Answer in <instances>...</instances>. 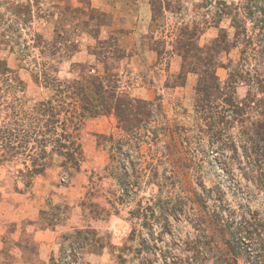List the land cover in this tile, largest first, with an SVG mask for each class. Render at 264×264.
Returning <instances> with one entry per match:
<instances>
[{
	"label": "rangeland",
	"instance_id": "374dc122",
	"mask_svg": "<svg viewBox=\"0 0 264 264\" xmlns=\"http://www.w3.org/2000/svg\"><path fill=\"white\" fill-rule=\"evenodd\" d=\"M110 1L127 6L106 12L91 0H0V60L24 82L30 102L62 96L39 75L47 66L60 81L118 79V91L152 102L141 107L146 115H130L128 127L140 143L121 146L125 155L107 141L131 134L113 112L82 113L79 168H65L54 155L43 173L28 179L18 173L20 162L0 165V264H169L167 257L178 264L177 238L193 231L201 209L208 214L222 205L239 218V203L250 190L247 210L264 212V188L257 186L264 170L254 167L252 153L258 142L244 135L262 119L264 103L236 117L223 100L231 96L224 89L229 69L246 77L234 100L243 101L248 91L249 98H263V84L253 82L256 74L264 76V37L255 20L260 9L244 19L245 0H148L150 20L142 24L128 8L133 0ZM234 13L247 32L243 40H234ZM102 26L114 27L106 39L98 37ZM185 27L203 30L194 39L200 49L189 47L198 58H189L190 68L208 67L210 54L222 89L197 93V73L178 76ZM223 32L217 43L225 49L217 51L214 39ZM162 35L166 41L155 44ZM37 36L40 44L33 46ZM134 165L139 177L117 200L124 190L118 173Z\"/></svg>",
	"mask_w": 264,
	"mask_h": 264
},
{
	"label": "trees",
	"instance_id": "16d2710c",
	"mask_svg": "<svg viewBox=\"0 0 264 264\" xmlns=\"http://www.w3.org/2000/svg\"><path fill=\"white\" fill-rule=\"evenodd\" d=\"M154 2L160 1L155 0ZM26 7V5H19L17 8L25 9ZM257 7L260 10L258 11L259 16L255 19L256 25L264 37V9L261 0H245L243 8L247 12H245L243 18L253 16ZM152 11H157L154 4H152ZM238 15L234 13L231 17V26L235 28L233 36L235 41H238L241 35V40L247 36L245 28L240 29L236 25L238 18H240ZM198 32L202 33L203 30L196 27L188 30L185 27L184 31L181 32L185 38L182 41L181 50L178 52L182 58L181 72L178 76L183 78L189 72L197 73L200 76L196 88L197 93H207L206 90L209 88L222 89L214 68L215 63L212 61L213 57L210 54L205 59L208 62V67L205 69L190 68L189 58H194L195 61L198 59H196V52L189 55V47L195 46L197 51L200 49L196 47L194 41ZM224 37H226V34L223 32L220 37L214 39V47L217 48V51L225 49L219 47L220 40ZM39 39L40 36L34 38L36 42L33 43V46L38 45ZM109 39L112 41V38ZM98 40H101L98 41L99 44H107V40ZM165 41V36L162 35L154 42L160 44ZM153 50L158 55H162V51L157 47H154ZM48 69V66L44 67L39 75L42 76L46 85L53 87L52 89L62 96L59 99L52 97L30 102L24 95V82L14 70L0 60V165L13 166L20 162L23 164V168L18 169V173L28 179L43 173L47 166L51 164L54 155L63 158L61 165L65 168H79L82 151L77 131L82 113L93 116L113 112L118 118L120 126L123 129L126 128V133L130 132L131 134L129 133V137L120 139L117 143L112 136H109L107 141L110 142V150L114 148L118 154L125 155L124 152H121V146L137 148L140 138L136 136V133L133 134L132 129L128 127V121L130 115L135 119H137L136 115H146L148 111L141 107L144 104L152 105L151 101L137 99L126 92L118 91L119 86L116 84L119 81L118 79H114L113 84H108L109 81L97 80L98 78L95 79L93 75H87L81 80L60 81L52 76V71L48 72ZM229 70L228 81L224 89H227L225 94H231V96L223 100L229 106V109L232 108V113L236 117L239 114L243 115L244 111L252 109L253 105L264 103V89L262 99L249 98L251 92L248 91V96L243 101L234 100L232 95L234 89L238 82L243 80L244 76L240 73V69ZM248 81L250 82L251 79H248ZM253 82L258 86L263 84L264 87V76L261 77V75L256 74ZM108 96H111V98H108ZM263 112L264 109L261 113L262 119L252 122L253 132L244 131V135H246L249 142L255 140L260 143V145L253 143L255 148L252 153L253 158L255 157L254 167L259 171L261 170V172L264 170ZM132 120L134 119L132 118ZM132 138L135 139L136 147L132 145ZM119 174L118 185L121 186L122 184L124 190L122 189L120 195H116V198L117 200H123L122 196L127 193L128 187H134L133 183L135 184L136 180L134 181L133 178L137 179L139 175L135 165L131 172L124 169ZM259 182L258 188H264V173ZM27 183H29V180ZM249 191H246L243 203H239V218L236 216V212L230 211L222 205L216 206L208 214L201 209L202 212L193 225V231L187 233L184 237L177 238L183 252L182 256L175 258L178 260V264H264V212L260 214L256 211L247 210L246 206L248 204L245 203H248ZM115 210L118 212V208ZM227 211L228 214H226ZM131 235L135 236V229ZM167 259L170 262L169 264H173L174 260H170L168 257ZM50 262L52 263L53 260L50 259Z\"/></svg>",
	"mask_w": 264,
	"mask_h": 264
},
{
	"label": "crops",
	"instance_id": "0c3cea01",
	"mask_svg": "<svg viewBox=\"0 0 264 264\" xmlns=\"http://www.w3.org/2000/svg\"><path fill=\"white\" fill-rule=\"evenodd\" d=\"M100 1V3H99ZM91 0V5L93 7H96V8H100L106 12H113V9H114V6L116 8H120L121 6H127V4H119V3H114L112 1L108 2V0ZM134 2V5H130L128 6L129 9H132L134 8L135 10V16H134V22H138V23H142V24H147L150 20V7H149V4H148V0H133ZM131 18V17H129ZM128 17H125V19H123V22L124 23H128L130 24V19ZM111 29L113 30L112 28L114 27H109V26H102L101 30H100V34L98 35L99 38H103L105 37L108 32L107 30ZM103 39H106V38H103ZM151 51V50H149Z\"/></svg>",
	"mask_w": 264,
	"mask_h": 264
}]
</instances>
